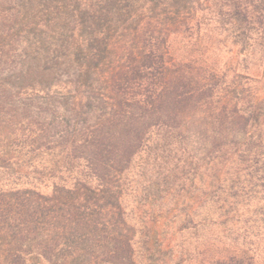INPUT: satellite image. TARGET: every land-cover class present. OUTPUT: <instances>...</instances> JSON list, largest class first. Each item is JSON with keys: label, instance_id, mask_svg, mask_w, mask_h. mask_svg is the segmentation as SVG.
<instances>
[{"label": "trees", "instance_id": "trees-1", "mask_svg": "<svg viewBox=\"0 0 264 264\" xmlns=\"http://www.w3.org/2000/svg\"><path fill=\"white\" fill-rule=\"evenodd\" d=\"M0 264H264V0H0Z\"/></svg>", "mask_w": 264, "mask_h": 264}, {"label": "rangeland", "instance_id": "rangeland-1", "mask_svg": "<svg viewBox=\"0 0 264 264\" xmlns=\"http://www.w3.org/2000/svg\"><path fill=\"white\" fill-rule=\"evenodd\" d=\"M28 29V28H27Z\"/></svg>", "mask_w": 264, "mask_h": 264}]
</instances>
